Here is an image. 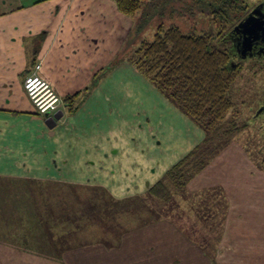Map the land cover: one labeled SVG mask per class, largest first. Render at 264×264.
Returning <instances> with one entry per match:
<instances>
[{"label":"crops","instance_id":"obj_1","mask_svg":"<svg viewBox=\"0 0 264 264\" xmlns=\"http://www.w3.org/2000/svg\"><path fill=\"white\" fill-rule=\"evenodd\" d=\"M134 22L117 9L114 0H0V264H208L207 251L187 238L176 220L143 221L124 230L112 220L113 208L118 207L112 203L106 204L108 211L103 209L108 215L102 210L93 218L99 224L100 237L88 235L90 218L77 234L81 239L89 237L86 244L62 251L65 254L59 259L46 255L54 252L47 248V241L52 242L64 224V210L57 220L55 207L41 202L39 193L59 189L63 193L91 190L113 195V184L107 181L112 170L105 173L104 181L89 174L81 179L79 175L81 165L90 172L97 161L109 158L118 148L117 131H109L119 126L122 112L113 116L110 110L114 105L109 103L114 101L110 99L112 85L130 81L127 72L131 69L114 63L126 49ZM39 63L40 75L49 80L64 103L54 115H38L24 89L26 76ZM121 102L125 104L127 99L123 97ZM76 106L78 110L72 114ZM55 115L60 120L54 123L51 118ZM150 136L147 141L134 136L133 150L151 142L156 147L154 157L167 160L162 156L167 142L158 137L157 129ZM248 156L238 142H232L188 184L187 196L200 197L217 189L226 194L229 210V193L233 194L238 180L247 176L240 177L236 167L241 166L240 161H247L252 172L264 173ZM75 161H79L74 165L77 169L67 171ZM232 169L237 171L235 177ZM139 186L135 185L136 193L113 198L119 202L138 197ZM148 187L151 184L146 182ZM72 209V213L77 212ZM124 212L128 215L126 209ZM105 232L113 236L106 238ZM51 246L53 250L59 244Z\"/></svg>","mask_w":264,"mask_h":264},{"label":"rangeland","instance_id":"obj_2","mask_svg":"<svg viewBox=\"0 0 264 264\" xmlns=\"http://www.w3.org/2000/svg\"><path fill=\"white\" fill-rule=\"evenodd\" d=\"M249 1L251 9L262 2L259 0ZM159 22L164 23L165 26L170 25L169 20H164V18L150 21L149 26L140 35L130 37V44L127 43L126 49L115 62L117 66L126 64L131 69L127 72L130 81L124 84L119 82V84L112 85L113 95L110 99L114 101L109 103L110 106H112L111 104L114 105L110 110L113 116L122 112V117L118 121L119 126L109 131V133L117 131L119 136L115 141V145L118 148L109 155V158L101 161L96 160L97 164L92 168V171H86L82 165L80 168L79 176L81 179L89 174L92 177L97 176L99 180L103 181L106 178L105 173L108 174L112 170V175L109 176L110 178L107 181L113 184L110 187L113 188L112 193L115 196L127 195L129 192L136 193L135 185L139 184V191H141L139 196L146 197V182L153 186L157 182H155L156 179L159 178L158 180H160L171 167L193 151L206 137L205 132L189 117L179 111L131 62L134 57L132 54L134 49L143 40L153 39ZM187 25L189 27V24ZM187 25H184L185 30ZM215 45L222 49L229 46L227 42H220V39L215 40ZM237 63L240 65V69L236 81L229 91L236 116L232 113L228 114L227 120L230 122L233 121L234 117L236 118L235 120L241 129L234 141L239 143L243 151L248 152L251 163L264 171V110L259 112L264 109V59L239 56ZM123 97L127 99L125 104L121 102ZM119 108L122 111H115ZM173 108H175V111ZM139 128L143 130L139 131ZM156 129L158 130V137L167 142L164 145L166 150L162 154V156L167 157L165 158L167 160L161 161L158 159L159 156L154 157L152 153L156 147L151 142L148 147L145 144L144 146L140 144L139 149L134 148L136 150H133L132 148L134 136H139L140 141H147V137H152L150 133ZM187 139H191L192 142ZM119 141L121 142L119 143ZM164 149L159 148V151L161 152ZM134 161L137 162V165ZM243 161L245 160L240 161L241 166L236 167L240 172V177L247 176L241 177L240 181L238 180V186H236L237 188L233 194L229 193L231 206L229 210L226 205L228 203L227 197L225 198L226 194L224 196V193L220 190H209L204 192L205 194H201L200 197L199 195L195 197L187 196V192L180 191V193H175L173 200L166 204L160 201L148 200L146 212L140 215L135 213L127 215L125 212H122L123 215H121V211L115 212L116 209L114 208L111 214L113 216L112 220L114 223L117 222L116 225L120 223L121 229L129 230L132 227L139 226L143 221L151 222L157 220L158 216L166 217L176 220L184 235L195 241L196 244L202 247L203 251H207L209 254L208 264H212L210 260L213 264H264V173L260 170L252 172V166L247 161L245 163ZM77 163L79 161L73 162L70 167H67V171L77 169L74 166ZM234 170L232 169L234 176L231 175L233 177L237 175V171L234 172ZM164 171L165 173L161 175ZM116 186L121 187L122 190L116 188ZM128 187H130V191H127ZM100 193L102 194V192ZM67 194L72 196V193H63L59 189L58 191H43L39 193L38 198L41 202L48 201L55 207V214L57 215L55 218L58 220L61 218L59 215L65 209L63 207H66L64 202L67 200ZM89 195L92 196V200L95 198L96 192L79 191V197L87 199ZM85 200L82 204L86 202ZM79 203L80 200L76 202V204ZM207 205L211 206V210L213 209L215 214L216 210L220 214H222L221 212L225 213V208H227L225 214L228 213L229 215L228 226L222 245L219 241L221 236L219 233L221 229L220 220L215 217V214L209 215L206 213ZM80 206L75 209L77 212L82 210ZM41 209L43 208L41 207ZM92 210H86L88 214L85 215L89 216L88 219H85L83 214L78 215V219L73 221V223L78 222L77 224L69 227L62 224L61 229L58 228L59 233L56 238L52 242L47 241L49 251H54L46 254L48 258L57 257L59 259L65 254V252H62L64 251L63 246H67L68 250L74 248L79 241L78 239L77 241L72 240L73 237L77 233H81L90 218L92 219L90 221L91 231L88 229V235L97 238L102 235L97 230L99 225L97 220L93 219L99 216V214H93L97 212V207L95 206ZM55 218L50 217L49 219ZM67 224L68 222H65V225ZM54 226L51 231L54 230ZM113 230H115V226H112ZM86 236L82 239L89 238ZM112 236L113 234L105 232L104 237ZM63 239L67 241L62 242ZM92 240L95 241V239ZM57 243L60 247H53V250H51V244L55 246L58 245ZM35 253L37 255L41 254L39 251H35ZM42 253L45 254V252Z\"/></svg>","mask_w":264,"mask_h":264},{"label":"trees","instance_id":"obj_3","mask_svg":"<svg viewBox=\"0 0 264 264\" xmlns=\"http://www.w3.org/2000/svg\"><path fill=\"white\" fill-rule=\"evenodd\" d=\"M259 1L264 3V0ZM114 2L122 14L135 21L131 32L132 38L140 35L154 19L169 20V26L159 22L153 39L143 40L134 49L131 62L179 111L199 126L206 137L200 145L171 167L160 180L148 187L146 197L138 196L116 202L117 200L109 194L100 192H96L92 200L90 195L87 199L81 196L78 198L76 194L79 192H67L72 193V196L67 194V200L64 202L66 207L62 218L65 227L75 225L73 221L78 219L79 212L72 213V207L75 209L76 205H81L79 216L83 214L84 218L88 219L89 216L85 215L88 214L86 210L90 211L96 206L97 212L93 214H100L104 208L109 210L105 207L107 203L118 206L114 207L116 212L122 213L126 209L128 214L139 215L146 212L148 200L169 203L175 193L187 191L188 184L234 142L241 129L235 117L233 121L227 120L228 114H235L229 91L240 69L237 63L239 55L235 53L232 37L235 28L252 10L250 1L114 0ZM184 25H187L186 30ZM216 39L227 42L229 46L224 49L217 47ZM130 42L129 38L128 44ZM115 66L113 65L112 68ZM73 98L68 99L69 106L72 105ZM77 110L76 106L71 113L75 114ZM62 198L64 199L65 196ZM79 200L80 203L76 204ZM84 200L86 202L82 204ZM206 213L215 214L210 205H207ZM221 213L216 210L215 214L220 220L221 229L218 230L220 235L226 220V214ZM103 214L108 215L104 210ZM161 218L158 216L157 220ZM105 221H108L107 218ZM65 222L68 224L65 225ZM105 225L102 224V228H105ZM77 234L72 239L79 241L74 248L87 243V239L83 240L81 235ZM66 241L63 239L62 242ZM67 248L63 246L64 251L68 250Z\"/></svg>","mask_w":264,"mask_h":264},{"label":"built area","instance_id":"obj_4","mask_svg":"<svg viewBox=\"0 0 264 264\" xmlns=\"http://www.w3.org/2000/svg\"><path fill=\"white\" fill-rule=\"evenodd\" d=\"M41 64H37L34 70L26 76L24 89L40 116L57 114L64 105L63 100L56 93L54 86L40 75ZM39 89H43L39 92Z\"/></svg>","mask_w":264,"mask_h":264},{"label":"water","instance_id":"obj_5","mask_svg":"<svg viewBox=\"0 0 264 264\" xmlns=\"http://www.w3.org/2000/svg\"><path fill=\"white\" fill-rule=\"evenodd\" d=\"M240 30L243 35H244V41H243V46L247 47V46H251L252 43L256 40H260L261 38L264 37V21L263 19L258 15L256 10H253L249 16L243 21L241 22L236 28L235 30ZM251 51L250 47H247L244 52L243 55L244 57H247L246 52ZM264 109H262L259 112H262ZM55 119H53V117L51 118L54 123L57 120H60L59 116L54 117Z\"/></svg>","mask_w":264,"mask_h":264},{"label":"flooded vegetation","instance_id":"obj_6","mask_svg":"<svg viewBox=\"0 0 264 264\" xmlns=\"http://www.w3.org/2000/svg\"><path fill=\"white\" fill-rule=\"evenodd\" d=\"M256 10L258 15L263 19L264 21V3L260 2V4H258L254 9H252L250 11V13ZM249 13V14H250ZM249 16V15H248ZM247 16V17H248ZM246 17V18H247ZM245 18V19H246ZM233 42H234V46H235V53L236 55L239 56H244L243 52L247 47H250L251 51L246 52L247 57L248 56H252L255 58H262L264 59V37L261 38L260 40H256L252 43L251 46H243V41H244V35L243 33L238 29L235 31V33L233 34Z\"/></svg>","mask_w":264,"mask_h":264},{"label":"bare ground","instance_id":"obj_7","mask_svg":"<svg viewBox=\"0 0 264 264\" xmlns=\"http://www.w3.org/2000/svg\"><path fill=\"white\" fill-rule=\"evenodd\" d=\"M40 91L39 92H41L43 89H39Z\"/></svg>","mask_w":264,"mask_h":264}]
</instances>
